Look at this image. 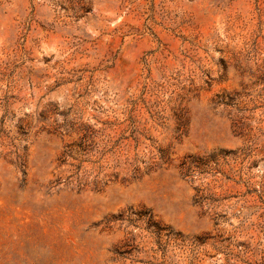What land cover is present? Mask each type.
Here are the masks:
<instances>
[{"label": "rangeland", "instance_id": "obj_1", "mask_svg": "<svg viewBox=\"0 0 264 264\" xmlns=\"http://www.w3.org/2000/svg\"><path fill=\"white\" fill-rule=\"evenodd\" d=\"M0 264H264V0H0Z\"/></svg>", "mask_w": 264, "mask_h": 264}]
</instances>
